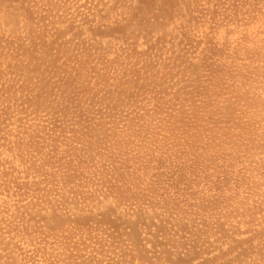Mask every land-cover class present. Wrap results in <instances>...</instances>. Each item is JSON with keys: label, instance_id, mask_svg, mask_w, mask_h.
I'll list each match as a JSON object with an SVG mask.
<instances>
[{"label": "rangeland", "instance_id": "1", "mask_svg": "<svg viewBox=\"0 0 264 264\" xmlns=\"http://www.w3.org/2000/svg\"><path fill=\"white\" fill-rule=\"evenodd\" d=\"M0 264H264V0H0Z\"/></svg>", "mask_w": 264, "mask_h": 264}, {"label": "trees", "instance_id": "2", "mask_svg": "<svg viewBox=\"0 0 264 264\" xmlns=\"http://www.w3.org/2000/svg\"><path fill=\"white\" fill-rule=\"evenodd\" d=\"M50 158H56V161H59V160H61L62 157H57V156L53 155V156H51ZM61 164H62L63 167H64V168H61V169L65 170V172H66V170H67L68 168H70L71 165H72V163H71V162H68V161H67V162L64 161V162H62ZM67 177H68V176H67ZM174 182H175V180L172 179V180H171V183L174 184Z\"/></svg>", "mask_w": 264, "mask_h": 264}]
</instances>
